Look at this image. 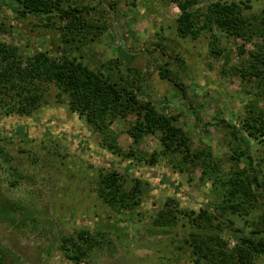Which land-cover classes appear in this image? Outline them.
Listing matches in <instances>:
<instances>
[{
    "label": "rangeland",
    "instance_id": "obj_1",
    "mask_svg": "<svg viewBox=\"0 0 264 264\" xmlns=\"http://www.w3.org/2000/svg\"><path fill=\"white\" fill-rule=\"evenodd\" d=\"M194 1V11L204 19L210 0ZM244 1L255 32L236 37L213 25L193 39L179 35L180 9L173 0H66L91 8L73 21L59 14L23 17L12 0H0L2 41L24 56L41 50L56 58L78 57L131 87L139 101H151L157 111L176 118L193 153L212 152L184 172L161 157L150 164L153 153L162 152L160 133L135 142L127 130L136 118L129 115L109 125L123 150L113 153L106 134L73 113L53 87L31 116L7 115L0 106V201L20 206L9 219L0 213V264H74L64 255L63 239L83 230L99 243L81 264H195L186 242L194 228L183 211L213 215L227 208L219 214L224 222L218 233L228 249L239 245L241 232L264 229V181L254 190L256 201L236 207L223 187L248 168L244 158L231 156V147L251 150L256 162L264 157V145L254 144L244 129L252 110H264V88L248 70L253 52L264 46V0ZM167 62L186 96L160 77ZM222 120L228 125L219 124ZM205 160L211 164L208 174H203ZM111 170L126 178L128 189L137 179L142 182L135 216V210L120 212L99 197L101 172ZM169 209L178 220L165 228L156 218ZM123 217L129 220L120 223ZM256 236L264 241V233ZM254 264H264V254H256Z\"/></svg>",
    "mask_w": 264,
    "mask_h": 264
},
{
    "label": "trees",
    "instance_id": "obj_2",
    "mask_svg": "<svg viewBox=\"0 0 264 264\" xmlns=\"http://www.w3.org/2000/svg\"><path fill=\"white\" fill-rule=\"evenodd\" d=\"M12 1L17 13L23 17L31 15L50 18L52 14H59L62 18L73 21L91 10L89 6L66 5V0ZM173 1L180 9L177 31L182 37L197 39L204 30L211 29L213 25L236 37H245L248 30L255 32L243 12L242 5L248 8L244 0H210L204 19L194 11V0ZM211 44L217 46L215 37ZM248 70L249 76L257 77L259 85L264 88V46L253 52ZM159 74L186 96L185 86L173 75L170 62L160 66ZM51 87L73 113L84 117L98 133L106 134L104 140L113 153L122 154L123 150L109 130L110 123L117 118L134 115L136 121L127 132L135 142L145 134L160 133L162 152L153 153L150 164H155L161 157L173 168L184 172L188 164L196 165V159L201 158L203 154L205 158L212 157L211 151L192 152L190 139L185 130L176 124V118L157 111L151 101H139L131 87L90 69L78 57L56 58L41 50L24 56L17 47L0 39V106L4 113L33 115L43 105L46 93ZM219 124L228 125L224 120ZM244 129L254 144L264 145V110H252L244 121ZM230 152L235 159L244 158L248 168L230 176L224 186L222 185L226 187L224 197H227L232 207H236L243 200L248 203L256 201L254 190L256 187H262L264 181V157L256 162L255 154L249 149L239 151L231 147ZM123 155L130 157L134 156V153L126 152ZM204 165L203 174L210 173L207 168L211 167V164L205 160ZM128 187L126 178L117 170H111L101 172L97 190L104 203L120 212L135 210V216L140 209L138 206L139 195L143 193L142 182L137 179L131 189ZM19 208L20 206L11 202L0 201V213H5L8 219L12 211ZM226 209L221 206L219 214L224 215ZM183 213L189 217L194 228L186 242L192 248L195 264H254L256 254H264V241L256 236L264 233V229L254 230L249 234L241 232L239 245L228 249V243L218 233L221 223L224 222L221 215L215 212L211 215L207 210ZM134 216L129 218L133 219ZM129 218L123 217L120 223ZM177 220L178 217L172 209L159 212L156 218L157 223L165 228L173 226ZM12 221L15 222L13 219ZM119 230L123 231L121 226ZM123 234L127 235V231H123ZM98 243L90 230H83L77 237L64 238L62 250L67 259L74 264H81Z\"/></svg>",
    "mask_w": 264,
    "mask_h": 264
}]
</instances>
